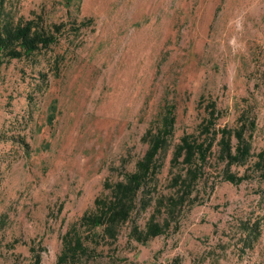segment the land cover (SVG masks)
<instances>
[{"label": "rangeland", "instance_id": "rangeland-1", "mask_svg": "<svg viewBox=\"0 0 264 264\" xmlns=\"http://www.w3.org/2000/svg\"><path fill=\"white\" fill-rule=\"evenodd\" d=\"M1 15L62 31L0 66V264L30 262L32 246L60 264L63 236L107 182L135 171L172 106L152 205L77 263L264 264V0H0ZM213 104L222 130L255 121L253 157L228 166L215 145L191 182L176 147ZM154 213L172 229L136 241Z\"/></svg>", "mask_w": 264, "mask_h": 264}, {"label": "trees", "instance_id": "trees-1", "mask_svg": "<svg viewBox=\"0 0 264 264\" xmlns=\"http://www.w3.org/2000/svg\"><path fill=\"white\" fill-rule=\"evenodd\" d=\"M61 31L58 24L38 25L34 20L14 22L12 19L2 18L1 15L0 66L4 60L30 57L40 50L52 47L60 41ZM212 108L208 117L198 125L199 135L185 134L176 147V156L183 157L184 164L188 167L187 177H191V182L204 175L214 154L215 145L220 147L219 159L228 166L245 165L253 157L252 143L246 133L248 129L255 128V121H245L233 130H222L218 123L221 116L216 104ZM174 109L173 106L165 108L157 130L151 131L150 147L137 162L135 171H125L119 180L107 182L104 194L96 198L94 206L63 236L64 253L59 258L60 264H78L79 258L95 256L96 246L117 241L122 226L131 221L135 214L150 208V201L153 200L150 197V187L155 188V181L162 168L160 155L174 136ZM218 137H221L220 140ZM246 179V176L232 173L226 175V180L233 184H241ZM183 182L187 184V179H183ZM171 216H174V212ZM172 227L169 217L157 222L154 213L147 220L145 229L135 225L132 235L136 241L146 244L152 238L166 235ZM178 230L177 223L174 231ZM30 251V262L15 261L12 264H41L42 256L35 246Z\"/></svg>", "mask_w": 264, "mask_h": 264}]
</instances>
